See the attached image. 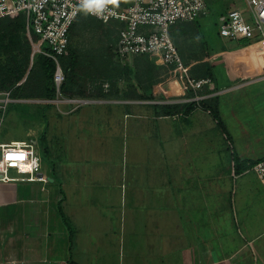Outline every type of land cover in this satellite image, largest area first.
Here are the masks:
<instances>
[{
  "label": "crops",
  "instance_id": "crops-1",
  "mask_svg": "<svg viewBox=\"0 0 264 264\" xmlns=\"http://www.w3.org/2000/svg\"><path fill=\"white\" fill-rule=\"evenodd\" d=\"M72 97L83 101L43 107L44 141L59 149L45 168L53 182H0V264H262L264 187L233 173L230 146L241 154L209 113ZM100 135L118 139L120 170L113 159L95 169Z\"/></svg>",
  "mask_w": 264,
  "mask_h": 264
},
{
  "label": "rangeland",
  "instance_id": "rangeland-1",
  "mask_svg": "<svg viewBox=\"0 0 264 264\" xmlns=\"http://www.w3.org/2000/svg\"><path fill=\"white\" fill-rule=\"evenodd\" d=\"M205 2L207 4L205 15L193 22L176 23L172 30L177 49L188 68V77L195 80L206 78L209 80L197 89L200 92L194 91L188 85L179 69L161 63L156 55H137L128 56L123 60L118 59L114 53L118 26L114 22L102 23L84 16L73 24L69 32L68 54L71 61L66 65V72L73 77L70 89L76 91L78 87L85 86L89 87L88 91L94 98L140 99L150 105L184 106L190 101L207 99L208 105L217 109L241 158L256 164L264 159L263 44L259 40L245 43L229 42L218 35V15L228 7L244 8L245 0H205ZM12 20L9 19L5 23ZM3 25H0L2 35L6 31ZM181 26L182 28H179ZM19 37L21 47L9 39L7 44L5 40L4 43H0V81L5 79L9 81V84L0 88V140L3 141L37 138L45 121L44 105L50 101L54 103L57 100H64L65 97L69 98L56 88L54 99L49 100L41 96L40 89L44 81L42 69L38 62H35L34 56L33 62L31 58V42L37 38L26 26L25 19ZM26 40L30 45L27 62L26 46L22 45ZM16 67H20L24 73L21 79L18 78L19 72ZM122 67L125 70L121 73L110 70L111 68L121 70ZM111 74L113 75L108 77ZM191 90L193 93H190ZM203 110L209 113L204 108ZM211 121L214 120L211 118ZM97 126L99 128L101 123ZM218 132L224 137L220 129ZM95 140L93 143V155L96 156L93 159L95 169L101 167L99 160L106 162L113 159L114 168L120 170L124 163L118 139L115 138V143L112 144H109L103 136ZM216 145H211L212 153H216ZM227 147L226 143V149ZM38 150L42 163L44 161L42 171L46 173L47 168L55 170L59 162L57 138L52 153L43 138L39 140ZM245 172L250 173L251 179L264 187V182L253 166ZM234 177L232 174L233 179ZM262 195L264 193L259 189L258 216L261 219L264 216ZM262 258L264 264V255Z\"/></svg>",
  "mask_w": 264,
  "mask_h": 264
},
{
  "label": "built area",
  "instance_id": "built-area-1",
  "mask_svg": "<svg viewBox=\"0 0 264 264\" xmlns=\"http://www.w3.org/2000/svg\"><path fill=\"white\" fill-rule=\"evenodd\" d=\"M245 5L244 8L228 7L218 15V35L235 43L259 40L264 51V0H245ZM18 13L24 14L26 26L37 38L31 42L32 62L38 54L53 61V82L57 91L65 80L59 59L67 53L69 30L81 15L102 23L119 24L114 46L118 59L156 55L161 63L179 69L194 91L209 82L207 78L195 80L188 77V68L170 33L174 24L193 22L205 15V0H119L117 5H105L100 12L85 10L81 0H0V19ZM64 100L71 103L83 101L73 97ZM38 148L37 138L1 142L0 182L52 183L53 180L42 171ZM253 168L264 182V159L254 164Z\"/></svg>",
  "mask_w": 264,
  "mask_h": 264
},
{
  "label": "trees",
  "instance_id": "trees-1",
  "mask_svg": "<svg viewBox=\"0 0 264 264\" xmlns=\"http://www.w3.org/2000/svg\"><path fill=\"white\" fill-rule=\"evenodd\" d=\"M83 16L85 18H93V17L86 16V15H81L79 18H81ZM9 19L10 20L13 19L12 22L5 23ZM93 19H95V18H93ZM114 23L117 26H119V24L117 22H114ZM3 24H5V25H3ZM0 25L1 26L3 25V27H6V31H5V29H3L5 31L4 34L2 35V33H0V43L1 42L4 43L6 41V44H7V41L9 39L11 42H13L14 44L17 43L18 46L21 47V45L19 43V41H20L19 32L24 28V14L18 13L15 15L6 16V17L0 19ZM72 26H71V28H72ZM71 28H70L69 32L71 31ZM1 32H2V30H1ZM117 38H118V36H117ZM173 42H174V40H173ZM239 42L245 43L246 40H240ZM174 44H175V42H174ZM22 45L26 46V48H25V60L27 62L28 55L30 53V45H29L27 40L24 43H22ZM69 46H70V44H69ZM70 61H71V57H70V54H68V50H67V53L65 55L60 56V62L63 66V70L65 73V80L59 87L60 93L66 95L67 97L78 96V95L81 97H88V96L92 95L88 91L89 87H85V86L84 87H82V86L78 87L77 86L78 90L71 91L70 84H71V82H73L72 81L73 77H70L71 74L68 75V73L66 72V65L69 64ZM35 62H38V64L40 65V68L42 69V74L44 77V81H43V83L41 85V89H40L41 96L44 98H47V99H54L55 95H56V89H55V85L53 82V72H54V68H55L53 61L48 57H45L43 55L38 54L35 56ZM16 70L19 72L18 78L21 79L22 76L24 75V73L21 71L20 67H18V68L16 67ZM110 70L112 72H115V73H117V72L121 73L125 69H124V67H122L121 70H115V69L113 70L112 68ZM112 75L113 74L108 75V77H111ZM6 84H9V81L7 79L1 80L0 81V88L4 87ZM190 93H193L192 90ZM208 103H209V100L202 99L200 101H190V102L184 104V106L179 105V104L178 105L177 104H169V105L157 104L155 106L158 108V115L168 116V115H176V114H188L197 105H200L202 108H204L205 110H207L209 112L211 118L216 122V125L219 127L221 132L224 134L226 141L229 144H231L229 134H228V132L224 126V123H223L217 109L210 107L208 105ZM43 136H44V129L38 135V138H37L38 145H39V140L42 138L44 139ZM230 151H231V159L233 162V173L235 175H240V174L244 173L245 171L252 168L254 163L247 161V160H244V159H241L236 154L232 145L230 146ZM61 217H62L63 222L65 223L64 225H66V228H67L69 235L72 236V230L70 229L68 222H66V220H64L63 216H61Z\"/></svg>",
  "mask_w": 264,
  "mask_h": 264
},
{
  "label": "clouds",
  "instance_id": "clouds-1",
  "mask_svg": "<svg viewBox=\"0 0 264 264\" xmlns=\"http://www.w3.org/2000/svg\"><path fill=\"white\" fill-rule=\"evenodd\" d=\"M119 0H81L82 6L87 11L100 12L105 5H117Z\"/></svg>",
  "mask_w": 264,
  "mask_h": 264
},
{
  "label": "bare ground",
  "instance_id": "bare-ground-1",
  "mask_svg": "<svg viewBox=\"0 0 264 264\" xmlns=\"http://www.w3.org/2000/svg\"><path fill=\"white\" fill-rule=\"evenodd\" d=\"M14 140H17V139H14Z\"/></svg>",
  "mask_w": 264,
  "mask_h": 264
}]
</instances>
